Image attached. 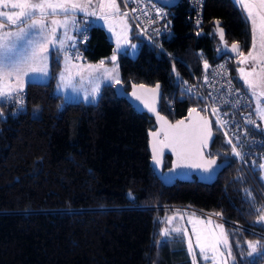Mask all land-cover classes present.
I'll return each mask as SVG.
<instances>
[{
    "label": "trees",
    "instance_id": "obj_1",
    "mask_svg": "<svg viewBox=\"0 0 264 264\" xmlns=\"http://www.w3.org/2000/svg\"><path fill=\"white\" fill-rule=\"evenodd\" d=\"M164 12L171 30L161 41L164 51L129 25L130 36L141 43L134 58L118 55L124 90L130 83H160L159 112L174 121L199 109L200 97L187 88L200 79L205 63L226 58L243 88L231 65L236 57L216 58L213 25L219 22L225 43L247 51L251 30L241 6L234 0H202L197 27L185 0ZM75 19L84 24L85 16ZM85 25L80 60L109 56L113 44L104 29ZM59 68V59L51 57L46 82L27 81L20 93L0 99V264H191L188 246L160 236L161 218L181 211L174 207L219 213L227 221L221 223L232 252L227 264H264V250L249 256L247 243L264 244V220L255 211L264 206L259 166L264 147L247 156L245 168L212 122L214 139L205 152L228 165L211 184L165 186L149 164L152 118L116 97L113 84L103 85L94 102L65 101L54 92ZM16 100L22 102L13 104ZM248 101L250 116L264 132L249 95Z\"/></svg>",
    "mask_w": 264,
    "mask_h": 264
},
{
    "label": "snow or ice",
    "instance_id": "obj_2",
    "mask_svg": "<svg viewBox=\"0 0 264 264\" xmlns=\"http://www.w3.org/2000/svg\"><path fill=\"white\" fill-rule=\"evenodd\" d=\"M239 3L245 14L248 22L251 25L252 36V48L248 51L247 55L240 50L238 43H233L231 51L237 53L240 56V64L250 65V70L246 71L245 68H240L241 79L244 81V85L251 91L253 97H264V90L257 92L256 89H264V0H236ZM93 6V0H84L83 3L80 0H0V99L12 98L13 93L17 91L12 84L8 83L9 80L15 78L20 80L23 76L27 75L28 71L33 73L41 72L46 74V62L48 59V53L50 48H56L59 46L61 49L64 47V40L58 35V29H67L69 19L73 24L76 23L74 13L77 11H85L89 7ZM98 7L103 15L102 19L107 20L110 16L119 14L120 9L117 4V0H98ZM89 15H97L96 11L88 12ZM63 15V19H56L55 17ZM127 16V13L123 14ZM52 17V19H49ZM11 26L14 30L3 31V29ZM218 30L220 32L221 40L224 39V32L222 28H219V22H217ZM109 31H113L109 26ZM67 32L65 31V36ZM70 39V37H68ZM120 42L117 41V50H119ZM135 47V45H133ZM67 60V57H66ZM113 62L116 61V54L114 52L111 57ZM44 63V66L40 65ZM104 65V61H100L99 67ZM95 69V66H89ZM208 65L205 63V68ZM259 68V72H257ZM255 77V79H250ZM114 78V77H110ZM65 77L61 75L63 81ZM117 84L120 80L117 78L115 81ZM135 89V85L133 86ZM139 87L143 88V85ZM159 85H157V89ZM22 90V89H21ZM98 90L93 89V92ZM137 99H141L135 91L132 93ZM22 102V101H18ZM258 104L260 101L258 99ZM145 107H149L150 111H155L154 108L145 103ZM205 111L207 109H204ZM195 108L190 110V113L196 112ZM213 111H218L213 108ZM257 113L264 119V106H258ZM2 115V113H0ZM157 120L160 123V128L156 132L150 133L154 138L158 137L160 133H163L162 140H154L152 143L153 160L159 165L160 160L158 154L162 153L164 148H170L179 160L184 161L193 154L195 149V155L203 160V153L200 148L208 146V139L212 137V131L207 127V122L203 125L197 124L195 121L189 124H185L184 121H177L175 124L169 123L165 117L157 115ZM248 123H255L252 120H248ZM227 123L221 121V126ZM228 143L232 141L229 139ZM199 146V147H197ZM232 151L235 155L240 156L241 153L237 151V147L233 146ZM215 159H209L201 163L189 164L190 167H203L204 171H209L213 165H215ZM264 168V165H261ZM131 196V194H130ZM251 196V193H249ZM259 215L260 220H264V206L255 210ZM195 215V214H193ZM216 215H220L217 213ZM169 217V221H171ZM204 223L197 219L193 223L192 234L196 237V248L199 249L200 257L205 260L215 261V256H210L209 252H217L219 239H215L213 242L214 232L208 229L197 230L196 224ZM212 221L208 220V224L211 225ZM221 227L222 225H217ZM176 233L183 232L185 237L188 236L186 230L180 227L172 229ZM167 235V232L162 233ZM227 244V240H224ZM248 255L252 256L259 250H264V244L260 241H248ZM188 252L192 256V264H197L196 253L193 249L191 240H188ZM227 256L232 257L231 247L228 246Z\"/></svg>",
    "mask_w": 264,
    "mask_h": 264
},
{
    "label": "rangeland",
    "instance_id": "obj_3",
    "mask_svg": "<svg viewBox=\"0 0 264 264\" xmlns=\"http://www.w3.org/2000/svg\"><path fill=\"white\" fill-rule=\"evenodd\" d=\"M80 2L83 3L84 0H80ZM234 2L238 6H241L239 3L236 2V0H234ZM91 11H96L97 14H99L100 16L103 15V13H101L100 8L98 7V0H93V6L89 7L87 9V12L77 11L76 13H74V16L76 14L88 13ZM55 18L63 19L64 17L63 15H59ZM49 19H52V17H50ZM70 20L71 18L69 19L67 29L61 28L62 30L59 34V37L65 41L66 38H64L63 33H65L66 31L68 36L71 35V39L73 40L72 42H74L75 35L73 34V25L71 28ZM97 23L105 29L107 38L113 44V50L109 56L100 58V60L96 62H85L80 59L73 60L69 57V53L71 51L72 46L68 47L67 50H64V48L61 49L59 46L56 47L58 48L57 50H54V48H50V50H52L53 52V56L56 59H59V64H60V68L55 79L54 92L60 94L65 101L81 100L84 102H94L97 99V95L100 87L107 83H113V82L115 83L116 79L118 78V64H117L118 55L125 54L130 58H134L138 52V47L141 43V40L134 39L130 36L127 26V24L129 23L127 22L126 17L122 13L114 16H110L107 22L105 21V19H102L100 17L98 18ZM109 26L112 27L113 31H109ZM123 27L126 28L125 31ZM3 31H9V30L8 28H5L3 29ZM118 38L120 42L119 50H117ZM133 45H135V47H133ZM251 48L252 47H250L245 52L242 51L244 55H247L248 51L251 50ZM114 52L116 54L115 62L111 60V57L113 56ZM49 55H50V51L48 53L47 61L44 62L46 63V74L41 72L33 73L31 71H28L27 75L23 76L20 80H16L15 78L11 79L12 83H14L13 87L16 88L19 84H21V82L22 85H24L27 81L46 82L49 76V63H50ZM101 60L104 61V65L102 67H99ZM239 60H240V56L237 55L236 58L233 59V61H231V65L234 69V73L236 74L237 78L241 81L243 88L251 98V102L254 105L253 111L257 116L260 127L264 129V119H261V117L257 113L258 106H264V97H253L251 95V91L244 85V81L241 79V74L239 72L240 68H245L246 71H249L252 62L250 61L248 64H240ZM44 63H42L40 66L43 67ZM89 66H95V69L93 70V68H90ZM257 72H259V68H257ZM61 75L65 77L63 81L61 80ZM176 76H178L177 73H175V77ZM110 77H114V78H110ZM250 79H255V77H250ZM97 85H98V90L93 92V89L97 88ZM261 90L264 89H260V88L256 89L257 92H260ZM258 99L260 101V104H258ZM261 165H264V159L260 162L259 165L260 179L263 183V189H264V168H262ZM163 208L169 209L172 207L164 206ZM174 209H178L181 211L171 212L168 215L166 214L167 216H163L161 218V224H160L161 227L159 230L161 237L168 239L173 238L174 242L177 243L174 245H177V247L187 248L188 236L185 237L183 235V232L176 233L172 231V229L176 227H180L183 230H186L188 235H190L191 242L193 244V249L197 257V264H227L230 261L228 259L229 257L227 256V248H226V244L224 243L222 228L217 227V225H221V223L223 222V220L220 219L218 215L211 216V214L208 213L203 214L188 207H174ZM169 217L172 218L171 221H169ZM197 219L204 222L202 224L201 223L196 224V228L198 231L204 230L205 232H207L208 229H211L214 232L213 242L215 239H219L221 241L220 244L218 245L217 252L215 253L211 251L209 252L210 256L213 255L215 256V261L211 259L208 261L203 260L200 257L199 249L196 248V237L192 234V232H193V223H195ZM208 220L212 221L211 225L208 224ZM164 232H167L168 234L163 235L162 233ZM189 256L190 258H192L191 255Z\"/></svg>",
    "mask_w": 264,
    "mask_h": 264
},
{
    "label": "built area",
    "instance_id": "obj_4",
    "mask_svg": "<svg viewBox=\"0 0 264 264\" xmlns=\"http://www.w3.org/2000/svg\"><path fill=\"white\" fill-rule=\"evenodd\" d=\"M117 2L120 13H127L126 20L134 33L147 44L164 51L161 41L168 39L171 35L167 20L164 19V8L152 0H117ZM185 2L193 25L199 26L202 0H185ZM73 34L75 41L69 57L79 60L82 57L80 47L88 36L87 26L80 22L75 23ZM187 89L200 97L201 103L198 110L203 115H207L211 123H214L227 144L230 155L247 168V156L255 153V149L264 147L262 139L264 132L250 116L248 95L234 80L228 60L220 58L208 64L200 79L193 78ZM17 103V100L13 101V104ZM213 108L218 111L214 112ZM16 113L17 109L11 112L12 116ZM248 120L255 123H248ZM221 121L227 123L221 126ZM229 139L232 141L231 144L228 143ZM233 146L237 147V151L241 153L240 156L233 153Z\"/></svg>",
    "mask_w": 264,
    "mask_h": 264
},
{
    "label": "water",
    "instance_id": "obj_5",
    "mask_svg": "<svg viewBox=\"0 0 264 264\" xmlns=\"http://www.w3.org/2000/svg\"><path fill=\"white\" fill-rule=\"evenodd\" d=\"M152 1L163 8L170 9L174 7L180 0H152ZM213 25L215 26V34H216V38L218 39L217 42L218 48L215 53L216 58H220L222 56H229L231 58L236 57L238 54L231 51V46L235 42L225 43L224 40H221L217 23L213 22ZM240 50H241V46H240ZM134 85L136 86L135 89L133 87ZM140 85H143L144 87L141 88L139 87ZM157 85H159L158 89H157ZM112 89L116 97H123L136 112L144 113L148 117L152 118L153 128L147 131V149L149 152V164L153 170L154 175L165 186H170L174 184L176 181L178 182L196 181L202 184H211L216 179L219 172L225 166L228 165L229 163L228 160H218L217 157L208 156L205 152L207 149H209L214 139V132L211 126V120L207 115H203L197 108H195L197 110L196 112L190 113V110L193 109L190 108L183 118L170 121L168 118H166L163 114L159 112V103L161 97L160 83H154L153 85H145L142 83H130L128 89L124 90L121 82L119 84L115 82L112 85ZM133 91H135L137 95L141 97V99H137L135 96H133L132 95ZM145 103H147L149 106L154 108L155 111H150L149 107H145ZM157 115L165 117V119L171 124H175L177 121H184L185 124H189L195 121L197 124L203 125L204 122H207V127L210 128L212 131V137L208 139L207 147L200 148V151L203 153V160H201L197 155H195V149H193V154L190 157H188L184 161H181L178 159V157L173 153V151L170 148H164L162 150V153L158 154V159L160 160V163L159 165H157L153 160L152 143L154 140H162L163 133L161 132L160 135L156 138L150 135V133L156 132L160 128V123L157 120ZM165 156L169 157V166L163 168ZM209 159H215L216 161L215 165H213V167L209 171H204L203 167L197 168V167L186 166L194 163L204 164V162ZM222 220L224 222H227L224 219Z\"/></svg>",
    "mask_w": 264,
    "mask_h": 264
},
{
    "label": "crops",
    "instance_id": "obj_6",
    "mask_svg": "<svg viewBox=\"0 0 264 264\" xmlns=\"http://www.w3.org/2000/svg\"><path fill=\"white\" fill-rule=\"evenodd\" d=\"M118 3V2H117ZM118 6H119V4H118ZM242 7V6H241ZM119 9H120V7H119ZM242 9V11L244 12V10H243V8H241ZM119 14H121L120 12H119ZM76 15H78V14H76ZM76 15L74 16V18L76 17ZM80 15H83V16H85V20H84V24L85 23H89L90 25H99L98 23H97V20H98V18H100L101 16L99 15V14H97V15H95V16H93V15H89V14H87V13H80ZM244 16H245V18H246V14H245V12H244ZM247 19V18H246ZM71 21V20H70ZM75 21H76V23H78V20L77 19H75ZM248 21V20H247ZM249 23V22H248ZM127 24V23H126ZM72 25H73V28H74V25L75 24H73L72 23V21H71V28H72ZM99 26H101V25H99ZM127 26H128V32L130 33V26H129V24H127ZM249 26H250V30H251V25H250V23H249ZM102 27V26H101ZM103 28V27H102ZM104 29V28H103ZM123 29H124V31L126 30V28H124L123 27ZM8 30L9 31H11V30H14L11 26H9L8 27ZM61 28L60 29H58V32H57V35L59 36V34H60V32H61ZM104 31H105V29H104ZM105 33H106V31H105ZM64 34V38H66V40L64 41V50H67L68 49V47H70V46H72V44H73V40L71 39V35H66L65 36V33H63ZM71 34H72V32H71ZM106 36H107V34H106ZM68 37H70V39L68 38ZM250 47H252V36H251V43H250V46H249V48ZM62 48V49H63ZM248 48V49H249ZM58 48H54V50H57ZM247 49V50H248ZM51 57H54L53 56V52H52V50H50V55H49V58L51 59ZM59 57V56H58ZM50 61V60H49ZM239 80V79H238ZM240 81V80H239ZM241 82V81H240ZM8 83H10V84H12V86L14 85V83H12V80H9V82ZM114 83V82H113ZM113 83H107V84H113ZM104 85H106V84H104ZM23 86L24 85H22V82H21V84H19L16 88L18 89L16 92H14V93H19V92H21L22 90H23ZM103 86V85H102ZM101 86V87H102ZM101 87H100V89H101ZM22 89V90H21ZM100 89H99V91H100ZM99 93V92H98Z\"/></svg>",
    "mask_w": 264,
    "mask_h": 264
},
{
    "label": "flooded vegetation",
    "instance_id": "obj_7",
    "mask_svg": "<svg viewBox=\"0 0 264 264\" xmlns=\"http://www.w3.org/2000/svg\"><path fill=\"white\" fill-rule=\"evenodd\" d=\"M208 156H209V155H208ZM164 162H166L167 165H166V166L163 165V168L168 167V166H169V157L165 156V157H164ZM176 182H178V181H176Z\"/></svg>",
    "mask_w": 264,
    "mask_h": 264
}]
</instances>
